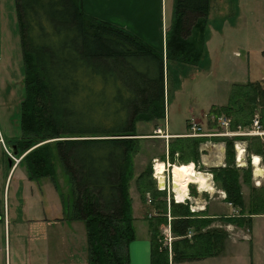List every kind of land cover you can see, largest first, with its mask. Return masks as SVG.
I'll list each match as a JSON object with an SVG mask.
<instances>
[{
    "label": "trees",
    "instance_id": "trees-1",
    "mask_svg": "<svg viewBox=\"0 0 264 264\" xmlns=\"http://www.w3.org/2000/svg\"><path fill=\"white\" fill-rule=\"evenodd\" d=\"M14 1L24 99L20 137L11 141V156L18 160L16 167L26 169L30 181L49 178L55 182L60 166V175L70 185L69 220L85 226L87 264H129L128 245L135 239L128 194L131 157L138 151V140L151 139H138L147 135H139L137 125L164 120L167 66L196 67L201 61L205 20L213 0H176V21L167 33L164 54L132 33L85 14L81 0ZM237 87L241 91L231 93L229 108L211 112L229 115L234 98L243 95L252 110H259L264 128V83ZM199 141L205 140L195 138L193 143ZM189 144L190 138H172L160 161L169 157L173 163L176 156L185 161L182 148L194 153ZM261 148L257 140V153H262ZM230 151L235 152L227 144L226 152ZM7 157L13 168L15 161ZM207 172L236 215L210 218L201 212L198 218L188 202L175 203L171 195L157 190L150 167L134 179L141 201L145 203L149 195L150 264H169L167 250L160 249L161 226H170L171 261L178 264L223 251L225 232L210 228L216 221L249 228L252 217L264 215V198L250 185V168L215 167ZM243 185L250 187L248 205ZM189 191L198 196L193 186Z\"/></svg>",
    "mask_w": 264,
    "mask_h": 264
},
{
    "label": "rangeland",
    "instance_id": "rangeland-1",
    "mask_svg": "<svg viewBox=\"0 0 264 264\" xmlns=\"http://www.w3.org/2000/svg\"><path fill=\"white\" fill-rule=\"evenodd\" d=\"M241 3L242 5H236V14L228 17L230 22L226 26L223 25L226 22L222 24V34H219L220 22L218 19L208 27L209 38L206 43V50L209 53L205 52L204 59L202 58L196 67L189 65H184L181 68H179V65L167 66L164 77L166 79L167 76L164 91V120L150 124L139 123L137 125V133L139 135H147L139 136L137 137L138 139L148 138V135L153 136L151 139L138 140L139 143L136 148L138 151L131 157L133 178L129 183L128 194L131 206L138 208L139 212L145 210L151 213L150 201L148 200V194L146 196L147 201L145 203L141 201L134 179L147 167H150L153 173L154 164L157 174L163 172L164 164L159 158L164 154V150L166 151L167 143L172 138H175L171 136V133L182 132L185 137L190 138L191 144L189 145H191L194 153L188 154L189 150L185 151L182 148L181 151L187 154L185 161L176 160V156L173 163H171L169 157L165 158L167 172L164 178L167 183L173 176V184H175L176 176L179 177L176 171L178 167L185 168L192 175L201 173L206 178H209L206 171L210 168L222 167L230 170L248 167L251 171V187L258 190L264 198V177L262 172L261 174L256 173L258 168L264 170V137L252 138L242 135L248 132L252 121L256 117L260 123L259 110L257 108L252 110L248 99L241 95L240 98H234L235 103L231 106L229 115L218 113L217 111H214V115L211 112L213 109L229 108L231 93L235 89L239 93L241 91L240 87L237 86H245L247 83L254 82L264 83V0H241ZM11 4L13 6V0ZM12 6L3 10L2 18L3 22L8 23V14L11 16L9 21L14 22L13 29L4 30L3 28V34L5 33L8 38L9 35L12 36L14 41L12 45L10 42L7 47V40L4 39L3 35L5 50L10 47L12 64L0 66V136L6 141L5 144L0 143V212L3 207L6 212L7 210L10 211L11 228L9 233L7 230V233L4 234L3 222L0 221V264H3L4 254L7 255V259L9 253L17 255L14 253V246L19 241L17 234L24 238L23 231L17 229L19 223L25 224L28 221H40L46 218L50 226L38 238V240L42 239L40 241L41 245L37 243L29 244V250H40L42 256L44 255L48 260H51L63 256L64 253L62 252L66 250V242L78 238L79 255L84 259L87 256L85 226L81 222H68L71 213L69 209L71 208V198L68 193L70 185L68 178L60 175V166H58L59 177H57L55 182L49 178L30 181L26 174V169L22 166L17 168L15 166L9 174L8 181H6L10 170L7 154L11 156L14 153L11 141H16L20 137L21 103L24 99V70L19 44V29L15 7ZM235 54L238 55L236 56ZM239 115H249L250 117L237 119L236 116ZM187 120L190 121L188 122ZM191 120L203 130L200 131L202 134H208L210 137L190 136L196 132L193 130ZM222 122H226L228 126H222ZM247 122L249 123L245 125ZM158 128L162 130L164 136L168 135L171 139L158 138L159 136L155 135ZM240 133L241 135L239 136L230 135ZM220 134H227V136H220ZM131 138L135 139L136 136ZM195 138H203L205 141H199L194 144ZM257 140L263 147V149L261 148V154L256 151ZM227 144L232 145L233 148L237 146L239 151L244 149L243 158L245 160L243 164H240V162L236 163L237 151L226 152ZM252 157L255 168L252 166ZM254 158L259 159L258 164L260 166L254 163ZM208 183L210 190L197 186L202 191V195L192 198L191 201L193 203H189L190 211L191 206L196 207L193 205L194 202L197 206H200V209L198 207L195 208L202 210L196 212L198 218H202L201 212L207 216L214 214L216 215L215 217H219L223 216V211H225V197L222 194L223 192L218 189L220 187H217V185L213 187L210 181ZM189 184L191 186L193 184L198 185L192 181H189L187 186ZM196 185H193L195 190L197 188ZM241 191L245 199L244 202L248 205L250 187L243 185ZM14 219L18 220L17 224H14ZM138 223H140L139 220L134 222L135 228L140 227ZM163 227V230L162 226L160 227V234L162 232L164 237L166 226ZM210 228L223 230L226 234L225 237H227L226 240L237 236L235 229L226 231L223 224L217 221ZM241 229L247 231L245 230L247 228L242 227ZM241 233L242 231L239 234ZM171 237L172 244L174 241L172 234ZM160 249L167 250L168 259L172 256V253L167 248L165 249L163 245ZM20 254L24 253L21 252Z\"/></svg>",
    "mask_w": 264,
    "mask_h": 264
},
{
    "label": "crops",
    "instance_id": "crops-1",
    "mask_svg": "<svg viewBox=\"0 0 264 264\" xmlns=\"http://www.w3.org/2000/svg\"><path fill=\"white\" fill-rule=\"evenodd\" d=\"M10 3H12V0H0V66L12 64V60L10 58V47L5 50L4 39L7 40V47L10 45V42L12 45L14 39L10 35L8 38L5 33L3 34V28L4 30L13 29L12 27L14 22L9 21L11 19L9 14L8 23L5 21L3 22L2 20L3 10H5V8H10L12 6ZM236 5H242L241 0L211 1L210 11L207 19L205 20L206 25L204 31L205 44L202 56L203 59L205 52L209 53V51L206 50V43L209 38L207 33L208 27L213 24L212 22L218 19L220 22L219 34H222V26H226L228 22H230L228 17L236 14ZM81 6L85 14L124 29L125 31L137 36L143 42L154 48L157 52L162 54L165 53V40L167 33L169 32L172 23L176 21V0H81ZM12 7H15L14 0ZM224 22L226 23L223 24ZM235 55L237 56L238 54ZM183 134L184 133L182 132L171 133V136L183 137ZM5 142L6 141L3 137L0 136V143L5 144ZM15 166L16 164H14L13 168ZM13 168L10 167L6 181H8L9 174ZM134 207L135 206H131V217L133 219L132 225L135 233V239L128 245L130 258L129 264H150L151 241L147 219L151 216V213L146 212L145 210L143 212H139L138 208ZM224 209L225 211H223V216L215 217L216 215L212 214L209 217L220 218L232 215L233 208L230 205L226 203ZM136 220L140 221V223H138V226H140L139 228L134 227V222ZM0 221L3 222L4 234L7 233V230L9 233L11 228V214L8 210L6 212L4 207L0 212ZM17 221V219H14V224H17ZM68 222L80 223V221L73 220H68ZM62 224H64V222H62ZM49 226L50 224L47 221V218L40 221H28L25 224L19 223L17 229L23 231L24 238H21L20 235L17 234L19 241L14 246V253L17 255H11L9 253L7 259V255L4 254L3 264H87V256L83 259L79 255L78 238L66 242V250L62 252L64 253L63 256L56 257L51 260H48L44 255L42 256L40 250H29V244L37 243L38 245H41L40 241H42V239L38 240V238H40L42 233H44ZM164 226L168 227L169 224ZM223 227L226 231L230 228H232V230L235 229L234 231L237 236L236 238H228L225 240L224 249L219 255L198 261L178 264H264V215H256L252 217L250 227L245 229L247 231H244L234 225L223 224ZM163 228L164 227L162 226V230ZM241 231L242 233L239 234ZM162 235L163 234L161 232V236ZM21 252L26 255L20 254ZM171 258L172 256L169 258V264H173Z\"/></svg>",
    "mask_w": 264,
    "mask_h": 264
},
{
    "label": "built area",
    "instance_id": "built-area-1",
    "mask_svg": "<svg viewBox=\"0 0 264 264\" xmlns=\"http://www.w3.org/2000/svg\"><path fill=\"white\" fill-rule=\"evenodd\" d=\"M192 120H191V124H192L193 130L196 131V132H195V134H192L190 136H194V137L207 136V137H210V135H208V134H202L200 132L201 129L196 124H194L192 122ZM222 126L227 127L228 124L226 122H222ZM197 131H199V133H197ZM155 135L166 138V136L162 135L160 130L156 131ZM225 135L227 136V134H220V136H225ZM230 135L231 136H239V135H241V133L240 134H230ZM242 135L243 136L246 135L245 137H264V129L260 125L257 117L252 121V124L250 125V129L248 130V132L245 133V134H242ZM153 171H154L153 178L156 180L157 190L158 191H164V192L166 191L168 194L172 193L174 202L175 203H179L177 201V199H176V192H175V189H174L173 178L171 177V180L169 181V183H167L166 179L164 178L165 177V173L167 172V170H165V168H164L163 172L161 174H157V172L155 171V166H154L153 167ZM208 176H209V178H207V179L210 181V183L213 184L212 176L210 174ZM160 182L163 183L162 186H159ZM170 182H171V188H170ZM170 189H171V191H170ZM196 189H197L198 193H201V190L199 188H196ZM191 200H192V198L190 197V195L187 192L186 197L181 201V203H185V201H189L190 204H192L193 202ZM193 205L200 209V206H197L195 202H194ZM196 207H192L191 206L190 207L191 208V212H193V213L198 212L199 210H198V208L195 209ZM232 213L236 214V211L233 210ZM229 230H232V228H230ZM164 232H165V236H164V240H163V246L165 247V249L167 248L169 250V252H171L172 237H171V233H170V227L169 226L166 227Z\"/></svg>",
    "mask_w": 264,
    "mask_h": 264
},
{
    "label": "bare ground",
    "instance_id": "bare-ground-1",
    "mask_svg": "<svg viewBox=\"0 0 264 264\" xmlns=\"http://www.w3.org/2000/svg\"><path fill=\"white\" fill-rule=\"evenodd\" d=\"M258 161H259L258 158H254V163L256 165L258 164ZM252 165H253V157H252ZM258 165L260 166V164H258ZM176 171L178 172L179 177L176 176V178L174 180V182H175L174 189H175V192H176V199L178 201H181L185 197V189H186L187 183L189 181L197 183L199 187H204V189L210 190V188L208 186V184H209L208 183V179H207V182H206V180H205L206 177H204L205 175L204 176L201 175V174L192 175L188 170H186L183 167H178L176 169ZM261 172H262V176L264 177V170H260L259 168L256 170L257 174H261ZM172 174H173V172H172Z\"/></svg>",
    "mask_w": 264,
    "mask_h": 264
},
{
    "label": "water",
    "instance_id": "water-1",
    "mask_svg": "<svg viewBox=\"0 0 264 264\" xmlns=\"http://www.w3.org/2000/svg\"><path fill=\"white\" fill-rule=\"evenodd\" d=\"M235 150L237 151V154H238V156H237V163L240 162V164H243L244 159L241 157L242 151H239L237 149V146H235ZM159 186H161V183L159 184Z\"/></svg>",
    "mask_w": 264,
    "mask_h": 264
}]
</instances>
